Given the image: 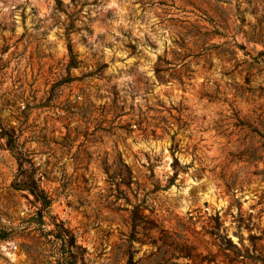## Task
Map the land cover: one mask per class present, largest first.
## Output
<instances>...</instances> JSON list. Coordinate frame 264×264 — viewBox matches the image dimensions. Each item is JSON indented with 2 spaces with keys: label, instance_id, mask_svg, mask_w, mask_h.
Wrapping results in <instances>:
<instances>
[{
  "label": "rangeland",
  "instance_id": "374dc122",
  "mask_svg": "<svg viewBox=\"0 0 264 264\" xmlns=\"http://www.w3.org/2000/svg\"><path fill=\"white\" fill-rule=\"evenodd\" d=\"M0 112L84 264L264 248V0H0ZM23 181L0 137V264H60Z\"/></svg>",
  "mask_w": 264,
  "mask_h": 264
},
{
  "label": "trees",
  "instance_id": "16d2710c",
  "mask_svg": "<svg viewBox=\"0 0 264 264\" xmlns=\"http://www.w3.org/2000/svg\"><path fill=\"white\" fill-rule=\"evenodd\" d=\"M60 1V0H58ZM0 137L6 139V145L8 149H10L14 154H16L19 161V168L22 171L24 176V181L21 184H18L20 189H26L36 198L37 201L41 203V208L39 209L38 215L40 222L44 223L43 216L47 214L54 225V229L49 230L47 234H50L54 237L55 245L59 244L58 250L60 253V264H84L83 256L80 252V245L77 244L76 235L72 230L65 226L63 221H58V219L51 214V205L53 202L52 197L39 185L38 181L35 179V176L32 172L24 168V163L22 157L19 154L18 149V136L15 134V131L9 128L4 122L1 112H0ZM174 167L177 169L179 167V160L177 157L174 158L173 161ZM177 174V172H176ZM133 219L136 221L138 219V212L135 210L133 212ZM242 220V218H241ZM137 226V224H135ZM241 227V226H239ZM221 229V225L217 226V236L220 240L221 250L224 252L226 257L232 262V264H240L242 260L245 258H250L255 262L261 261L264 264V248L263 246L257 248L258 240L261 238L252 237V241L254 244V250L258 254H250V250L245 247V252L241 250L238 243L234 242L232 237H230L227 233L219 232ZM8 236V232L0 231V239L6 238ZM232 252V253H231ZM128 264H136L133 260V257L130 256L128 260Z\"/></svg>",
  "mask_w": 264,
  "mask_h": 264
}]
</instances>
